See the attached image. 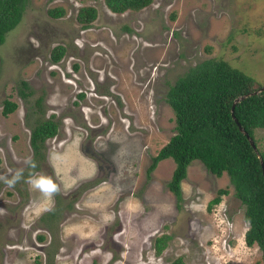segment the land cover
I'll use <instances>...</instances> for the list:
<instances>
[{"label": "rangeland", "instance_id": "1", "mask_svg": "<svg viewBox=\"0 0 264 264\" xmlns=\"http://www.w3.org/2000/svg\"><path fill=\"white\" fill-rule=\"evenodd\" d=\"M81 5L96 10L85 28ZM53 6L64 13L49 15ZM208 57L264 82V0H151L120 13L103 0H26L0 43V177L22 170L12 186L0 179V264H264L243 241L226 172L192 159L178 206L166 187L173 160L146 174L174 132L166 90ZM5 98L16 107L3 115ZM46 118L57 131L35 156L30 128ZM253 136L264 152V128ZM38 176L57 185L51 198L27 182ZM218 187L228 192L207 208Z\"/></svg>", "mask_w": 264, "mask_h": 264}, {"label": "trees", "instance_id": "2", "mask_svg": "<svg viewBox=\"0 0 264 264\" xmlns=\"http://www.w3.org/2000/svg\"><path fill=\"white\" fill-rule=\"evenodd\" d=\"M106 7L115 13L124 10H139L151 0H103ZM26 0H0V43L5 33L19 21ZM53 17L61 16V6L47 8ZM92 5L78 7L75 18L82 28L89 26L95 18ZM64 52L61 44L50 50L52 61H57ZM24 85L25 81L21 80ZM263 83L243 70L232 66L223 58H204L190 65L183 74L176 77L165 92L164 100L173 112L174 132L154 155L150 157L146 174L163 158L170 157L173 168L166 187L174 196L178 206L181 198L180 180L185 176L186 166L192 159H199L205 168L216 176L222 172L228 175L232 194L243 206V218L247 226L243 232L245 245L256 244L260 259L264 263V180L260 159L264 166V152L257 147L253 136L255 127L264 128V88L249 93L233 104L238 95L251 92ZM16 103L3 99L1 113L13 111ZM241 128L252 138L256 150L252 148ZM57 131V122L51 118L36 122L29 133V144L33 154L39 150L45 138ZM226 187H218L207 202V208L219 202L226 194ZM168 235L154 237V252L159 253ZM172 264H180L175 259ZM254 264H260L255 261Z\"/></svg>", "mask_w": 264, "mask_h": 264}, {"label": "clouds", "instance_id": "3", "mask_svg": "<svg viewBox=\"0 0 264 264\" xmlns=\"http://www.w3.org/2000/svg\"><path fill=\"white\" fill-rule=\"evenodd\" d=\"M34 166L35 165H33V167ZM21 176L22 170L17 171L13 178L10 180H7L4 177H0V179H5L6 183L12 186L21 179ZM27 182L31 185L32 188L40 190L46 197L49 198H51L58 191L57 185L53 182V180L45 176L31 178Z\"/></svg>", "mask_w": 264, "mask_h": 264}, {"label": "water", "instance_id": "4", "mask_svg": "<svg viewBox=\"0 0 264 264\" xmlns=\"http://www.w3.org/2000/svg\"><path fill=\"white\" fill-rule=\"evenodd\" d=\"M263 88H264V85L260 86L259 88L255 89V90H253V91H251V92H247V93H243V94H241V95H238L237 97H235V98L233 99L232 104H231V107H230V114H231V116L233 117V119H234L235 121H236V119H235V117H234V115H233V104H234L236 101L242 99V98H243L244 96H246L247 94H249V93H255V92H257V91H259V90H261V89H263ZM237 125H238V128H239L240 130L243 131L245 137L248 139V142L250 143V145L252 146V148H253L254 150H256L255 144H254L252 138L249 136V134H248L247 132H245V131L241 128V126H240L239 124H237ZM260 165H261V172H262L263 180H264V166H263V161H262L261 159H260Z\"/></svg>", "mask_w": 264, "mask_h": 264}]
</instances>
